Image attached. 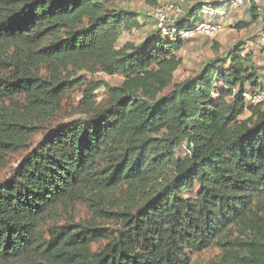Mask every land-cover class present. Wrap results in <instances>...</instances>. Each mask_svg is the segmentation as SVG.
Instances as JSON below:
<instances>
[{"label":"trees","instance_id":"1","mask_svg":"<svg viewBox=\"0 0 264 264\" xmlns=\"http://www.w3.org/2000/svg\"><path fill=\"white\" fill-rule=\"evenodd\" d=\"M231 1L196 0L174 29ZM113 4L0 0V159L87 85L74 110L86 117L51 128L0 182V264H264V101L245 96L264 90L253 54L237 46L175 83L184 39L156 29L120 47L139 14ZM259 10L252 0L253 19ZM82 71L125 78L110 86ZM82 202L90 220L73 215ZM212 247L217 259H193Z\"/></svg>","mask_w":264,"mask_h":264},{"label":"rangeland","instance_id":"2","mask_svg":"<svg viewBox=\"0 0 264 264\" xmlns=\"http://www.w3.org/2000/svg\"><path fill=\"white\" fill-rule=\"evenodd\" d=\"M195 1L196 0H133L131 2H121L115 0V4L113 5L131 9L139 14V25L124 29L119 35L118 45L122 47L128 43L134 45L142 43L152 31L158 29V21L153 17V11L172 3L175 7L181 6L182 12L176 14L178 12L174 10L168 11L170 20L164 23L163 29L161 30L170 33L165 35L168 40H171L173 37L175 38V36L184 39L183 44L174 52L177 57L182 59L181 65L174 73L175 83L182 82L195 76L202 64L208 59L215 58L227 52L229 49L239 46L242 55L248 52L253 54V61L258 67L259 75L264 86V2L260 1L257 3L261 15L256 19H253L249 12L250 5L248 3L242 6H226L224 7L223 15L219 13L212 14L211 9L207 8L205 9L207 14L203 12L202 19L208 22L220 23L222 25L221 31L213 36L206 33H196L192 37L183 38L179 35V30L174 29V23L184 12V9L192 5ZM198 1L212 2L216 0ZM244 22H246L248 26L242 29L239 28V24ZM80 75L86 77L88 81L94 83L104 82L110 86L120 85L125 78L124 75L120 73L108 75L104 72L90 73L82 71ZM218 84L221 85L220 80H218ZM85 89H87V85H83L82 87L76 86L69 95L64 97L61 110L58 113L59 116L51 121L38 123L37 125L39 128L32 134L30 141L25 146L16 148L6 154L5 158L0 159V182L13 173L29 150L40 142L51 128H54L60 123H67L75 118L86 117V115H80L74 112L83 98V91ZM107 95L108 91L103 87L95 92V98L98 102L105 99ZM248 116L249 112L246 111L241 118L244 119ZM182 149L183 150H180L178 155H183L185 153V147ZM195 188H198L197 183L195 184ZM188 193L189 191L185 192L186 195ZM73 213L76 220H90L93 217V212L88 203L85 202L77 203L74 206ZM66 216L69 215L63 212L61 222L64 221ZM219 256H221V249L212 247L204 250L202 253H195L193 259L208 263L217 259Z\"/></svg>","mask_w":264,"mask_h":264},{"label":"built area","instance_id":"3","mask_svg":"<svg viewBox=\"0 0 264 264\" xmlns=\"http://www.w3.org/2000/svg\"><path fill=\"white\" fill-rule=\"evenodd\" d=\"M260 1L264 2V0H255L256 3L260 2ZM251 2H252V0H232L230 3V6H242V5H245L247 3L250 5ZM224 7H226V6H224ZM224 7L216 8L213 6H207V7H205V9L210 8L212 11L211 12L212 14L219 13L220 15H223L224 14V12H223ZM205 9L203 10V12H204V14H207V11ZM170 10H174L175 12H178L176 14H179L180 12H182L181 6L175 7V5L172 3L165 6V7L157 8L153 11V17L158 21V23H157L158 29H163L164 23L167 22L168 20H170V16L168 15V11H170ZM221 29H222V25L220 23L208 22V21H205L201 18L200 21L194 23L193 27L179 30V35L183 38L192 37L196 33H206L208 35L213 36V35L218 34L221 31ZM245 96L248 99V101H250L252 103L264 101V90L255 92L253 94H250V93L245 94Z\"/></svg>","mask_w":264,"mask_h":264}]
</instances>
